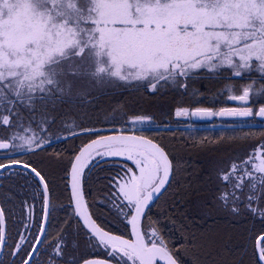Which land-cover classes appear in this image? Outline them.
<instances>
[{
    "label": "snow or ice",
    "instance_id": "obj_1",
    "mask_svg": "<svg viewBox=\"0 0 264 264\" xmlns=\"http://www.w3.org/2000/svg\"><path fill=\"white\" fill-rule=\"evenodd\" d=\"M252 72L264 80V0H0V264H180L188 253L171 226L192 190L180 149L159 139L172 125L105 113L99 126L96 105L117 91H171L192 105L174 110L185 129L255 126L264 103L254 112L250 100H264V83H232L227 100L240 106L219 108L197 106L193 87ZM14 181L31 198L21 216ZM203 183L213 210L247 218L240 264H264V142L217 162ZM81 242L103 258L78 255ZM196 242L205 243L192 231Z\"/></svg>",
    "mask_w": 264,
    "mask_h": 264
},
{
    "label": "trees",
    "instance_id": "obj_2",
    "mask_svg": "<svg viewBox=\"0 0 264 264\" xmlns=\"http://www.w3.org/2000/svg\"><path fill=\"white\" fill-rule=\"evenodd\" d=\"M111 97H114L111 104H119L121 106L119 112H117L116 117L127 115L131 116L132 114H139L141 110H145L144 115L152 116L156 119L158 123H164V120H161L160 110L156 108L155 101L150 99L138 100L130 96L129 91H117L113 94H110ZM105 97V96H103ZM102 97V98H103ZM114 105V106H115ZM119 108V107H118ZM117 108V109H118ZM141 114V115H143ZM103 117V115H102ZM161 117V118H160ZM103 119H101V122ZM102 123L99 126H102ZM231 122L216 121L217 125H228ZM172 125V129L168 132H162L159 139L164 143H173L176 148L180 149L179 155L183 160H186L187 163V174H185L181 179L184 182H187L192 190V195L184 201V207L180 211L184 212V215L176 216V223L173 227L172 232L170 233L173 237L174 246L179 253H184L187 251L188 255L181 256L180 261L182 264H192L190 250L185 249V245L188 237L192 235V231H198L202 241H208L209 237L205 234L210 232L209 229L217 228L216 225L218 220H226L229 223L233 224L235 232L230 236L231 238L227 243L234 245V248L223 250V256L219 255L218 259L220 264H240L241 258L247 262L249 259L248 255L245 253V249L248 248L249 241L246 238V220L247 218L236 219L228 216L226 213H219L213 210L208 203L209 198L212 193L207 190V185L203 183V178L209 172L214 174V169L217 162L229 161L235 158L246 159L248 155L252 152L253 147L264 142V132L261 131V126H247L236 125V128L225 127H212V123H198L195 130L185 129L184 124L179 123H169ZM203 126V127H201ZM179 127V130L177 128ZM172 131H175V135L172 134ZM250 133V135H248ZM196 145L193 147L192 145ZM59 148H70L71 144H60ZM55 151V150H54ZM258 163V161H254ZM192 169V170H191ZM249 170L251 168L249 167ZM194 173L196 176L194 177ZM259 175V173H256ZM199 182V183H198ZM23 184V181H14L11 191L15 195V208L18 216H21L24 211V205L22 204L23 200H28L31 202V198L28 194L20 189V185ZM205 185V186H204ZM5 189L9 188L7 178L3 184ZM102 188V186H100ZM214 187V185H213ZM183 191V189H179ZM97 197L104 195V192L97 190L95 193ZM55 203L63 206H67L68 201L66 198ZM53 202V201H52ZM0 203H3V193L0 192ZM207 205V206H206ZM104 208L105 215H109L110 210L101 205ZM36 215H39L40 205L37 204ZM57 217L60 221L64 219V207H58ZM203 221L204 228H199L197 223ZM19 223V220H17ZM184 229V235L181 234V229ZM193 228V229H192ZM209 228V229H207ZM191 229L192 231H189ZM238 229L241 232L238 233ZM204 232V233H203ZM231 232V231H230ZM211 233V232H210ZM200 250H203V244L196 242ZM78 255L84 256L85 258H103L102 254L99 252H93L91 249L86 248L81 242V248ZM220 257L224 259L221 260Z\"/></svg>",
    "mask_w": 264,
    "mask_h": 264
},
{
    "label": "rangeland",
    "instance_id": "obj_3",
    "mask_svg": "<svg viewBox=\"0 0 264 264\" xmlns=\"http://www.w3.org/2000/svg\"><path fill=\"white\" fill-rule=\"evenodd\" d=\"M246 77H251L253 79H256L258 83H264V80H260L259 79V74L256 72H252L250 74H246ZM219 80V79H218ZM215 80H213V78H201L198 79L194 82L193 87L195 89H197L200 93L203 94V96L201 97V100H204V98H206L207 102H211V103H222L226 100L227 95H228V89L231 86L232 83L234 82H239L238 78H232L231 80H226L225 81V87L224 90L217 88L216 84L217 82H214ZM250 82L249 79L246 80V83ZM195 84H197V86L195 87ZM130 92V96H132V98L138 99V100H145L140 98L137 94ZM223 95H225V97H223ZM114 97H111L110 95H107L105 97H101L99 103L96 105V108L98 110V115L101 117V119H103L102 115H104L105 113H107L110 117H116L117 112H119L118 110H120L121 106H119V104H111V102H113ZM151 101H155V105L156 108L158 110L161 111V113L159 115H161V120H164L167 123H173V121L168 117V115L174 110L173 108L178 107L179 105L182 104H187L188 101L178 97L174 92L168 91L163 95L160 96H153L152 98H149ZM252 100L255 101L254 103L259 104V103H264V100H260L257 101L255 97H252ZM136 101V100H135ZM115 105V106H114ZM202 106V105H201ZM119 107V108H118ZM118 108V109H117ZM139 112H146L145 110H141ZM143 113H139L140 115ZM144 115V114H143ZM117 118V117H116ZM250 120V119H248ZM103 121V120H102ZM98 125H100L102 122L101 121H97ZM232 123V122H231ZM237 124L241 125L239 122H237ZM243 125H247V126H251L247 123L243 124ZM264 125V122L262 121H256L255 126H261ZM227 125H217L215 127L219 128V127H225ZM192 170V169H191ZM196 176V173H194V177ZM199 183V182H198ZM205 186V185H204ZM204 224L203 221H201V223H197L198 227L204 228ZM217 228L212 229V227L209 229L208 233H205L208 237L209 240L206 241L203 245V250H200L199 246L197 244H195V246H193L192 244H188L186 242L187 245H185V249L189 250L191 249L190 255L191 256V262H194V260H196L197 258L200 259V264H213V261H219L218 256L222 255L223 256V250L225 249V247L227 249H231L234 248L233 244L229 245V242L227 243V241H229V239L231 238L230 236L232 235V233L235 232V229L233 228V224L229 223L226 220H218L217 221ZM193 229V228H192ZM197 236H200V233L198 231L193 230ZM231 231V232H230ZM241 232L240 229H238V233ZM204 233V232H203ZM210 242V243H208ZM193 264V263H192Z\"/></svg>",
    "mask_w": 264,
    "mask_h": 264
},
{
    "label": "flooded vegetation",
    "instance_id": "obj_4",
    "mask_svg": "<svg viewBox=\"0 0 264 264\" xmlns=\"http://www.w3.org/2000/svg\"><path fill=\"white\" fill-rule=\"evenodd\" d=\"M204 78H209V77H204ZM238 79H239L240 83H246V80L248 78L245 76V77L238 78ZM213 80H215L214 82H217V84H216V87L217 88H220L221 87L220 89L224 90L226 79H219L218 80L217 78H213ZM196 86H197V84H195V87ZM223 97H225V95H223ZM201 101L202 102L199 103L197 106H201L202 105L203 107H214V108L225 107V106L226 107L240 106L239 104H233V103H231V101L227 100V98L221 104L220 103H211V102L208 103L207 100H206V98H204V100H201ZM250 103L253 104V111L255 112L257 110L258 104L254 103V101L252 100V98L250 100ZM179 106H192V105H190L189 103H187V104L185 103V104H182V105H179ZM175 108H173V109L175 110ZM174 110L168 115V117L173 121V123L186 124L187 121H177L176 120V118L174 117ZM252 119H250V120H252ZM255 120L257 121V118H255ZM216 121H218V119ZM209 123H212V122H209ZM237 125H239V124H237ZM241 126L243 127L244 125H241ZM201 127H203V126H201ZM51 203H52V201H51ZM35 214H36V211H35ZM180 264H182L181 261H180Z\"/></svg>",
    "mask_w": 264,
    "mask_h": 264
},
{
    "label": "water",
    "instance_id": "obj_5",
    "mask_svg": "<svg viewBox=\"0 0 264 264\" xmlns=\"http://www.w3.org/2000/svg\"><path fill=\"white\" fill-rule=\"evenodd\" d=\"M231 103H233V104H239V102H237V101H231ZM256 118H257L258 121L264 122V120H262L261 118H259V117H256ZM245 119L248 120V119H252V118H245ZM209 122H211V121H200L198 123H209ZM224 122H232V121H224ZM50 204H51V200H50ZM0 205H1V203H0Z\"/></svg>",
    "mask_w": 264,
    "mask_h": 264
}]
</instances>
